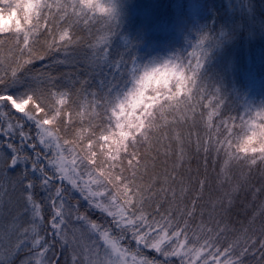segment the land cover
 <instances>
[{"label":"snow or ice","instance_id":"1","mask_svg":"<svg viewBox=\"0 0 264 264\" xmlns=\"http://www.w3.org/2000/svg\"><path fill=\"white\" fill-rule=\"evenodd\" d=\"M0 5V47L8 46L15 53L6 64L0 63V243L4 244L0 264H15L22 253L20 264H59L57 244L71 251V264H246L248 257L264 264V228L257 236L249 227H242V236L226 241V234L234 229L223 221L207 223L201 213L200 220L192 223L197 216L196 199L190 205L180 203L175 171L144 180L148 164L142 149L152 143L154 130L159 128L155 110L163 112L181 104L192 112L193 121L197 115L204 121L208 134L203 143L197 136L196 150L202 149L206 157L215 153L217 159L223 158L220 174L225 182H231L233 163L245 170L242 183L214 202V210L219 207L229 212L233 192L254 172L264 173V106L248 120L239 117L238 125L237 117L222 115L227 99L217 95L220 88L212 93L215 103L200 104L208 92L203 70L213 43L210 35H201L198 41L203 58L189 53L182 60L172 57L154 62L143 71L134 57L113 56L109 41L97 51L89 48L84 56L89 75L74 84L92 97L96 108L105 114L110 109L111 114L107 127L101 125L99 134L93 130L85 137L72 127L71 119H64L70 91L58 87L59 77L33 74L29 66L49 57H57L61 64L70 62L74 49L83 44L73 29L81 20L87 24L99 14L116 27L113 0H73L71 4L0 0ZM108 30L113 31L112 23ZM44 32L47 35L40 44L37 33ZM30 36L34 37L31 44ZM109 61L105 76L103 67ZM97 73L96 87L89 89L91 77ZM54 97L59 99L53 102ZM198 105L208 109L206 119L203 110L197 112ZM68 131L71 139L61 135ZM183 159L181 147L177 161ZM181 185L182 200L186 188L183 181ZM37 186L53 209L51 231L43 226V203L34 191ZM17 188L22 203L14 213L11 193ZM252 191L264 192V183ZM72 193L79 194L75 203ZM81 200L87 205L83 211ZM92 212L100 216L93 218ZM257 216H264V205L249 223L254 224ZM42 231L51 239L41 235ZM144 250L160 258H149Z\"/></svg>","mask_w":264,"mask_h":264},{"label":"trees","instance_id":"2","mask_svg":"<svg viewBox=\"0 0 264 264\" xmlns=\"http://www.w3.org/2000/svg\"><path fill=\"white\" fill-rule=\"evenodd\" d=\"M51 2L52 0H49V3ZM57 2L71 4L73 0H57ZM104 2L107 3L108 0ZM113 2L118 21L116 27L114 22H106V18L99 14L87 24L81 20L78 26L73 25V29L82 38L83 44L74 49V55L68 58L70 62L61 64L57 62V57H49L43 61L37 60L29 66L33 74L45 73L59 77L56 81L58 87L70 91V99H67L65 107L66 113L70 116L66 114L64 119H71L72 127L80 130L85 137L91 135L93 130L99 134L101 125L107 127L111 111L109 109L105 114L102 108H96L92 97L87 96L81 86L74 84V81L88 77L89 68L84 61L85 53L89 48L92 51L99 50L104 47L105 41L110 42L113 56L119 53L134 59L138 57L137 66L142 71L145 60L158 59L170 53L179 54L181 60L189 53H195L203 58L204 49L198 46V41L201 35H210L213 43L208 49L209 54L203 70L208 92L205 94L206 98L200 99V104L215 103L212 93L216 88H220L221 92L217 95L227 99V103L221 108L222 115L224 118L237 117L235 123L238 125L241 123L239 117L243 116L244 119L247 117L244 112L253 106L252 103L264 106V0H113ZM56 11L57 9L53 8V12ZM68 11L71 12L72 9L69 8ZM60 23L63 24V21ZM109 23L113 24L111 32L108 30ZM3 35L7 36V34ZM46 35V32L37 33L40 44L44 43ZM33 39L34 37L30 36V44ZM145 43L148 45L139 52ZM37 47L39 48V45ZM14 55L15 53L10 52L8 46L0 47V63L6 64ZM235 66L240 69L233 70ZM109 67L111 61L103 67L105 76ZM98 73L97 76L91 77V83L87 86L89 89L96 87ZM56 99L59 97H54L53 102ZM181 99L183 100V97ZM197 107L200 108L199 105ZM186 111L188 109L185 104L176 108H165L163 112L159 109L155 110L159 128L154 130L152 143L142 149V152L146 153L145 160L148 164L144 180L148 181L152 175L162 176L166 171L169 174L175 171L176 181H180V185L181 181L183 185H189V190L184 193L183 199L178 197L177 199L182 205H190L195 198L197 215L201 216L202 213L204 216L205 206L210 207V201L217 196L216 193L205 192L206 188L200 187L199 177L200 174L204 175L205 171L202 172L199 166V154L194 151L192 139L189 140L192 135L189 134V128L178 124L179 118L181 115L184 116ZM114 123L113 120V130ZM165 134L167 138H164ZM61 135L71 139L70 131L61 132ZM181 147L186 162L195 163V167L190 165V168H186L189 167L185 165L188 163H181L180 166L176 161ZM238 170V175H241L243 168L239 166ZM261 183H263L261 178H254L250 185L260 186ZM177 189L176 191H179ZM238 194L240 197L234 200L235 206L231 207L227 214L222 215V211L218 210L224 218L223 222L234 229L226 234V241L229 242L236 235H241L242 227H247L246 223L249 222L250 216L261 200V195L255 197L252 193L245 194L241 190ZM16 199L20 200V196ZM212 209L213 207H210L209 212ZM199 220L200 217L196 216L192 223L195 224ZM257 224L261 227H257ZM257 224H253L255 227L253 231L259 236L260 230L264 228V220H259ZM246 264H257V260L248 257Z\"/></svg>","mask_w":264,"mask_h":264},{"label":"rangeland","instance_id":"3","mask_svg":"<svg viewBox=\"0 0 264 264\" xmlns=\"http://www.w3.org/2000/svg\"><path fill=\"white\" fill-rule=\"evenodd\" d=\"M245 1H248V0H245ZM127 2H129V1H127ZM0 6H2V5H0ZM147 45H148V43L143 44L142 48L140 49L139 52H142ZM172 57H179L180 60H181V57H180L179 54L170 53L167 56L162 55L158 59L151 58L148 61L145 60L144 63H145V66H149L150 67V66L153 65L154 62L162 63L165 60H167L169 58H172ZM180 60H175V62L179 63ZM137 63H138V57L135 59V64L137 65ZM239 69H240V67H237V66L233 67V70H239ZM129 86H130V84H129ZM252 104H253V106L249 105L250 107L248 106L249 108L245 110L246 112H244L247 115L245 120H248L249 115L255 116V114L258 111L261 110L262 106H259V105L257 106L255 103H252ZM200 111H202V109L197 107V112L199 113ZM203 111L205 113V117L204 118L206 119L208 109H204ZM16 115L19 116V114H16ZM185 117H187V119H185ZM214 120L217 123L219 122L218 120H216V118H214ZM161 121H164V120H161ZM178 124L183 125L184 128H189V130H190L189 134H192V135H190L189 140L192 139L194 151L197 152V150H196L197 136H199L200 142L203 143L204 139L206 138V135L208 134V130H207L206 126H205L204 121L201 119V117L199 115H197V117L195 118V121H193L192 112L188 110V111H186L184 113V116L181 115V117L178 120ZM187 133L188 132L186 131V134ZM174 139H175V137H174ZM197 153L199 154L198 160H199V166L201 167L202 172L203 171H205V173L207 172L206 176H205V173H204V175L200 174L201 177H199V181H204L203 188H206L205 192H211L213 194L216 193V196H217L216 198L212 199V201H210V205L209 206L213 207L214 202H217L219 200V198L224 195L225 192L232 191L234 188H236L238 183H242V175H243L245 170L243 169V173L241 175H238V172H239L238 168H239L240 165L233 163L231 165V168H230V176L232 177L231 182L230 183H226L225 182V177L223 176V174H220V167L222 165L223 158L221 157V158L217 159L215 153H210L206 157L202 149L199 152H197ZM205 159H207V164H205ZM186 160L187 159L184 158L183 161L179 162V165L181 163L186 162ZM176 161H177V158H176ZM186 163H188V162H186ZM194 164L195 163H193V164L188 163V164H185V165L189 166V167H186V168H190V165H194ZM195 166L196 165H194L193 167H195ZM196 168H198V167H196ZM262 176H264V173L254 172L252 174L251 178L249 179V181L246 184H243V187H241V188H239V190L233 192L234 200L237 197L238 198L240 197V195L238 194L240 192V190L242 191V193H245V194L252 193V196H255V197L257 195H261V200L259 199L260 202L258 203L259 205L257 206L256 210L254 211V212H257L261 208V206L264 205V192L262 194H254L253 191L251 192V190L253 189L254 185H250V182L252 181V179H254V178L255 179L259 178L260 179ZM195 178H196V176H194V179ZM262 181L264 183V180L261 179V182ZM175 183H176L175 184V188L177 189V187L180 185L179 184L180 181H175ZM181 186L182 185H180L177 190H180ZM183 186L186 188V192H187L189 190L188 189L189 185L187 184V185H183ZM255 187H259V186L256 185ZM34 191H35V194H36V199L38 201L42 200V203H43V207H42V216L44 217L43 226L48 231H51V224L49 223V221L52 218L53 209H52V207L50 206V204L48 203V201L46 199H42V198L45 197V193L39 188V186H37V188ZM177 192H178L177 193L178 194L177 197L180 198L181 197V193H180V191H177ZM18 196H20V191L17 188V190L15 192L11 193V198L15 202V208L13 210L14 213L17 210L18 205H20L22 203L21 199L20 200L16 199V197H18ZM183 197H184V195H183ZM77 199H79V194L78 193H72L71 202L75 203V201ZM234 200H233V203H234ZM259 200H256V202H258ZM233 203H232L231 207L235 206V205H233ZM81 204L83 205V208L81 209L83 211L85 208H87V205H86V202H84L82 200H81ZM210 207L205 206V208H204L205 215L203 216V219L205 220V222L214 223L217 220L223 221L224 218H223L222 215L227 214L228 212L224 213L222 211V215H220L218 213L219 207H216L215 210L213 208L209 212V208ZM19 208H20V206H19ZM92 215H93V218H98L100 216V214L98 212H92ZM197 216L201 218V216H199V214ZM252 216H253V214L250 216V219L252 218ZM259 220L263 221L264 220V216H257L254 224L256 225ZM228 223H229V220H228ZM246 224H247L246 226L249 227L251 230L255 229L253 224H250L249 222H247ZM25 226H27V225H25ZM257 227H261V226L259 224H257ZM0 234L2 236V238L0 240H3V234L2 233H0ZM41 235H44L46 239H51V237L48 236L47 231H42ZM241 236H242V234H241ZM13 240H14V238H13ZM3 247H4V244L0 243V249H2ZM131 247H133V248L135 247V242L134 241L132 242ZM61 253H63V254L61 255ZM144 253L146 255H148L149 258H151L153 256H156L157 259L160 258L155 252H152L150 250H144ZM21 255L22 256L17 257L15 259V264H20V260L23 258V253ZM56 255L59 256V264H71V251L70 250L64 251L63 249L60 248V245L57 244V246H56ZM138 259H139V257H138Z\"/></svg>","mask_w":264,"mask_h":264}]
</instances>
